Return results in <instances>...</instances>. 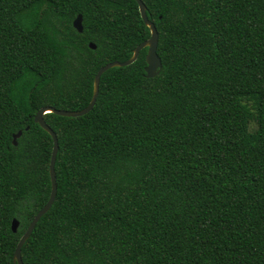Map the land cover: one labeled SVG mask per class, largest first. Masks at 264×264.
I'll use <instances>...</instances> for the list:
<instances>
[{"label": "trees", "instance_id": "trees-1", "mask_svg": "<svg viewBox=\"0 0 264 264\" xmlns=\"http://www.w3.org/2000/svg\"><path fill=\"white\" fill-rule=\"evenodd\" d=\"M142 1L161 69L144 47L43 115L57 191L22 261L264 264V0ZM149 36L136 0H0V264L51 190L35 113Z\"/></svg>", "mask_w": 264, "mask_h": 264}, {"label": "water", "instance_id": "water-1", "mask_svg": "<svg viewBox=\"0 0 264 264\" xmlns=\"http://www.w3.org/2000/svg\"><path fill=\"white\" fill-rule=\"evenodd\" d=\"M136 2L138 4V9H139L140 16H141L143 22L150 29L149 38L144 40L143 42L139 43L138 45H136L133 49L131 56L129 58H127L126 60L110 61V62L104 64L103 66H101L97 70V72L95 73L94 78H93V91H92L91 99H90L89 103L84 108L78 109V110H69V109L54 108L51 106H43V107L39 108L34 115V122L38 123L44 130H46L50 134L52 141H53L51 157H50V164H49V176H50L51 190H50V194H49V197H48L46 203L34 215L32 220L30 221L29 225L27 226L26 230L20 236V238L16 244L14 255H13V260L17 264H24L22 261V257H21V247L24 244V242L27 240V238L30 236V234L32 233V231H33L36 223L38 222V220L41 218L42 215H44L49 210V208L53 204L55 196H56V191H57L54 163H55V158H56V154L58 151V139H57V136H56V133L54 132V130L45 122L43 115L47 112H53L55 114L62 115V116L76 117V116H80V115H83V114H86L87 112H89L92 109V107L94 106L95 101L97 99L98 92H99V81H100V76L102 75V73L104 71H106L107 69L115 67V66H125V65L131 64L132 62H134L136 60V58L139 54V51L144 47L147 48V52L145 55V61H146L145 75H146V77L156 76L161 69V66H162L161 59H160L159 55L157 54L158 31H157L154 23L148 19L147 15H146V7H145V4L143 3V1L142 0H136ZM72 24H73V27L77 31H79V32L82 31L83 27H82V16H81V14H78L74 18ZM89 46L91 48H95V44L92 42L89 43ZM26 129H27V127H26ZM21 133H22L21 130H18L16 133H13L12 142L14 145L17 143L16 140L21 135ZM18 225H19V221L16 218H13L11 221V230L13 232H15L17 230Z\"/></svg>", "mask_w": 264, "mask_h": 264}]
</instances>
